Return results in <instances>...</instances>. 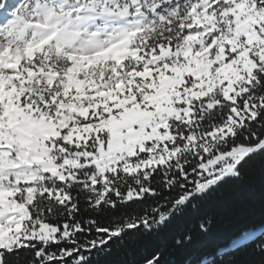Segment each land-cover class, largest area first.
I'll use <instances>...</instances> for the list:
<instances>
[{
    "label": "snow or ice",
    "instance_id": "1",
    "mask_svg": "<svg viewBox=\"0 0 264 264\" xmlns=\"http://www.w3.org/2000/svg\"><path fill=\"white\" fill-rule=\"evenodd\" d=\"M257 125L264 0H0V264H90L166 226L264 154ZM257 241L264 226L220 254Z\"/></svg>",
    "mask_w": 264,
    "mask_h": 264
},
{
    "label": "trees",
    "instance_id": "2",
    "mask_svg": "<svg viewBox=\"0 0 264 264\" xmlns=\"http://www.w3.org/2000/svg\"><path fill=\"white\" fill-rule=\"evenodd\" d=\"M256 127L264 134V129ZM171 195L167 189L162 191V197ZM151 204L149 200L143 205L88 213L84 218L108 226L129 215L144 214L143 209ZM201 222H208L207 232L200 230ZM261 226H264V154H253L240 168L239 177L226 178L207 195L195 199L166 226L152 231L134 230L111 243L110 248L106 246L103 251L93 250L85 255L89 256L90 264H146L156 254L160 255L161 264H201L206 257L215 259L216 264H264V251L256 247L259 241L220 254L242 231ZM186 235L191 240L178 245L176 241ZM7 259L9 264H29L32 254L22 251Z\"/></svg>",
    "mask_w": 264,
    "mask_h": 264
},
{
    "label": "rangeland",
    "instance_id": "3",
    "mask_svg": "<svg viewBox=\"0 0 264 264\" xmlns=\"http://www.w3.org/2000/svg\"><path fill=\"white\" fill-rule=\"evenodd\" d=\"M9 2L11 3V2H13V0H9Z\"/></svg>",
    "mask_w": 264,
    "mask_h": 264
}]
</instances>
